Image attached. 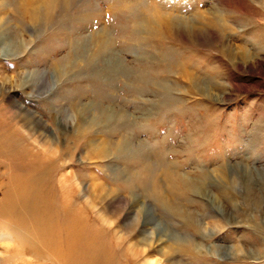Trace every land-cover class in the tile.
I'll list each match as a JSON object with an SVG mask.
<instances>
[{
  "label": "rangeland",
  "instance_id": "374dc122",
  "mask_svg": "<svg viewBox=\"0 0 264 264\" xmlns=\"http://www.w3.org/2000/svg\"><path fill=\"white\" fill-rule=\"evenodd\" d=\"M58 224L71 264H264V0H0V264Z\"/></svg>",
  "mask_w": 264,
  "mask_h": 264
},
{
  "label": "bare ground",
  "instance_id": "6f19581e",
  "mask_svg": "<svg viewBox=\"0 0 264 264\" xmlns=\"http://www.w3.org/2000/svg\"><path fill=\"white\" fill-rule=\"evenodd\" d=\"M55 1V0H54ZM51 4V3H50ZM39 6H37L36 8H35V10H33V11H31V14H30V18H31V20L34 22V21H37L39 18H38V13H39ZM51 10H49V12H50ZM12 142V141H11ZM10 144V143H9ZM11 145V144H10ZM9 146V145H8ZM14 147V146H13ZM31 177V178H30ZM27 178H29V179H32L33 177H32V175H29V177H28V175H27ZM34 179V178H33ZM11 197H13V196H11ZM15 198V197H14ZM19 199H21L22 201L24 200V197H23V195H21V198H19ZM9 201V200H8ZM16 201V200H15ZM26 203H27V201H26ZM2 209H3V207H2ZM27 209H28V207H27ZM72 209V208H71ZM71 209H70V207H69V209H68V207H67V209H66V213H65V215H64V217L66 218H68V219H70L71 220V222H73V223H78L79 221H80V219L79 218H76L75 216H73L74 215V213L71 211ZM27 211V210H26ZM43 211V210H42ZM41 211V212H42ZM28 212V211H27ZM30 212V211H29ZM28 212V213H29ZM43 213V212H42ZM41 219V223L42 224H45V229H46V233L47 234H50L51 235V232H52V230H54V228H53V226H52V224L53 223H51L50 221V219L46 216V215H42L41 213H40V216H39ZM67 219V220H68ZM53 221V220H52ZM47 224V225H46ZM49 225H51V226H49ZM79 225H81V224H79ZM56 226V228H57V225H55ZM58 226H59V230H61V227L62 226H60L59 224H58ZM28 227H31V225H29ZM81 227V226H80ZM63 228V233H64V235H60V233L58 232V235H53L52 236V240H50V241H48V245L50 246V250H51V253H52V255L55 257V258H57V259H60L61 261V263H63V264H71V260L73 259L72 258V255H73V253H74V247H75V242L73 241V236H74V231L72 230V228H71V226H67V227H65V226H63L62 227ZM51 231V232H50ZM45 239V238H44ZM24 240V239H23ZM64 240H66V242L64 243V247H63V242H64ZM62 245V247L63 248H60L59 246H61ZM97 249H98V251H103L102 250V248H101V246H99V248H98V246H97ZM99 253V252H98ZM103 253L105 254V255H107L108 254V252L106 253L105 251H103ZM77 257H79V256H77ZM79 258H81V256L79 257ZM82 258H84V257H82ZM78 259V258H77ZM91 261H92V263H94V262H96V261H98V259H95V257L94 256H92L91 257ZM85 263V262H84ZM91 264V263H90Z\"/></svg>",
  "mask_w": 264,
  "mask_h": 264
}]
</instances>
